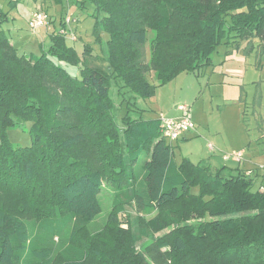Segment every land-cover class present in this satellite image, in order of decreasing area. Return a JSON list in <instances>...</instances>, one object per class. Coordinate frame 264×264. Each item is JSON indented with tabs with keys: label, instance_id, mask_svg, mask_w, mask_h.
Masks as SVG:
<instances>
[{
	"label": "trees",
	"instance_id": "1",
	"mask_svg": "<svg viewBox=\"0 0 264 264\" xmlns=\"http://www.w3.org/2000/svg\"><path fill=\"white\" fill-rule=\"evenodd\" d=\"M53 1L93 7L92 37L100 54L88 45L79 53L66 44L71 39L59 33L66 29V12L56 21L50 17L53 31L37 58L19 54L0 30V189L14 190L24 181L23 206L45 213L37 228L46 235L45 244H31L21 211L0 203V264H149L136 250L172 225L174 230L154 243L151 264H264V184L255 186L256 175L232 174L226 167L212 171L188 159L177 164L160 135L158 118H116L109 96L120 82V88L150 98V78L164 85L181 73L197 74L212 64L222 44L264 46V0ZM67 67H76L77 76ZM72 111L81 114L82 122L67 123ZM20 123L30 124L28 148H14L7 139V129ZM88 139L102 155L96 160L106 157L104 167L110 168L104 171L123 181L112 182L104 232L117 237L103 253L75 242L102 211L104 167L66 153ZM40 161L46 168L45 198L34 196L30 182ZM55 200L65 215L52 216ZM68 225L70 243L55 254L51 240Z\"/></svg>",
	"mask_w": 264,
	"mask_h": 264
},
{
	"label": "rangeland",
	"instance_id": "2",
	"mask_svg": "<svg viewBox=\"0 0 264 264\" xmlns=\"http://www.w3.org/2000/svg\"><path fill=\"white\" fill-rule=\"evenodd\" d=\"M66 7L67 4L64 7L62 4L57 5L53 0H0V15H5V18H0V30L5 32L19 54L37 58L42 50L46 49L49 43L48 34L53 31V28L42 29L41 34L39 32L33 35L28 29L31 14L43 11L56 21L66 12L65 16L69 14L72 19H76V22L71 23L70 28L77 36L76 42L66 39V44L74 46L79 53L84 45H88L94 54H100V44L92 37L95 20L93 7L89 3L83 10L77 9L73 3ZM150 37L149 33L148 38ZM106 39L107 34L104 33L103 44ZM253 45L256 49V45ZM250 48V43L247 41H242L238 45L222 44L212 54V64L199 70L197 74L181 73L164 85H158L150 78L149 82L154 85V94L150 98H141L126 88H120L122 84L116 82V87L112 86L109 91L114 105V115L116 118L128 116L135 121H146L157 119L160 114L173 118L181 114L177 110L178 106L188 107V115L195 129L188 131L186 139L181 137L178 142L165 141L171 147L173 159L177 164H180L183 159H188L194 164L211 167V170L215 171V166H227L226 161L223 160V157L227 155L241 152V160L264 157V56L260 55L263 57L260 61L257 51ZM99 56L103 57V55ZM259 61L260 65H258ZM67 70L71 75L78 74L76 67H67ZM66 120L68 124L82 122V116L79 112L72 111L67 115ZM29 128V123H20L19 126L7 129V139L14 148L31 146ZM89 139L84 144H78L67 150L66 153L71 155L70 157H79L78 159L87 158L89 162L104 167L106 157L96 160L102 155H96V148L90 145ZM209 145L216 149H209ZM142 159L140 162L143 161ZM231 160L227 163L233 165ZM256 167L250 169L256 170ZM109 168L110 165L103 168V186L99 195L102 211L75 237L79 247L90 251L96 249L98 253L107 251L117 237L104 230L105 228L108 230L106 223L112 208V194L115 191L112 182L116 180L122 185L123 181L111 178L104 171ZM34 177L30 181L31 188L34 185L36 187L34 196L48 197L49 192L44 189L43 184L46 180L44 162H35ZM129 179L131 182H137L140 178ZM257 181L256 187L260 184V180ZM26 191L24 181L15 184L14 190L0 189V203L9 211L15 213L21 211L19 215L29 226L31 244L40 246L46 243V235L38 230L37 221L45 216V213L23 206ZM192 192H197V189H192ZM53 202L52 216L65 215L66 209L57 200ZM134 222V217L130 218L132 230H135ZM189 222L195 223L196 220ZM174 228L175 225L169 226L149 240H143L139 251L136 250V252L151 264L153 247L157 238L169 234ZM70 230L71 225H68L62 234L52 238L51 243L55 254L69 245Z\"/></svg>",
	"mask_w": 264,
	"mask_h": 264
},
{
	"label": "built area",
	"instance_id": "3",
	"mask_svg": "<svg viewBox=\"0 0 264 264\" xmlns=\"http://www.w3.org/2000/svg\"><path fill=\"white\" fill-rule=\"evenodd\" d=\"M74 21L68 14L64 17L63 22L66 29H61L59 33L67 36L72 40H76V35L70 30V25ZM50 17L43 11H36L31 14L28 21V29L33 34H38L42 29H50ZM177 110L181 112L180 116L177 118H168L160 114L158 116L159 120V132L162 138L168 140L169 142L177 141L183 134L194 128L193 123L188 115L189 108L186 106H178ZM209 149H213L209 145ZM242 153H236L230 156H224L223 160H234L237 162L241 161Z\"/></svg>",
	"mask_w": 264,
	"mask_h": 264
},
{
	"label": "crops",
	"instance_id": "4",
	"mask_svg": "<svg viewBox=\"0 0 264 264\" xmlns=\"http://www.w3.org/2000/svg\"><path fill=\"white\" fill-rule=\"evenodd\" d=\"M44 30V29H43ZM41 32H42V30H41ZM41 32L39 33V34H41ZM255 45H256V49H254L253 47H251L250 49H254L255 51H257V54L259 55V57H260V61L262 60V58L263 57H261V56H264V46H262L261 44L259 45V43L258 42H256L255 41ZM249 49V50H250ZM261 55V56H260ZM260 61H259V63H258V65H260ZM180 116V114L179 115H176L175 117H173V118H177V117H179ZM191 119V118H190ZM193 126H194V124H193ZM193 129H195V127L193 128ZM192 129V130H193ZM187 134H188V132L187 133H185V134H183L180 138L181 139H186L187 138ZM179 138V139H180ZM179 139L177 140V142L179 141ZM215 147H213V149H214ZM216 149V148H215ZM218 150V149H217ZM214 151V150H213ZM263 158L264 157H258V158H255V157H253V158H248V159H246V160H241L240 162H237V161H234V160H231L234 164L233 165H231V164H229V163H227V161H230V160H227L226 161V164H227V166L225 165V167H226V169H225V171H228V172H230V173H232V174H235L237 171H242V172H244L245 174H250V175H253V176H255L256 175V181L257 180H260V183L262 184H264V160H263ZM225 161V160H224ZM192 162V161H191ZM193 163V162H192ZM246 163V164H245ZM209 164V163H208ZM258 164V165H257ZM210 165V164H209ZM256 165L258 166V167H256ZM254 167H256L257 169L255 170V169H250V168H254ZM210 169H212L211 167H209ZM219 168H222V167H217V166H215V168H214V170H218ZM258 182V181H257Z\"/></svg>",
	"mask_w": 264,
	"mask_h": 264
}]
</instances>
